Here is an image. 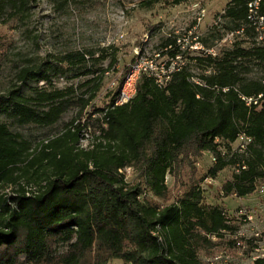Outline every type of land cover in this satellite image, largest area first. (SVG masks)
Wrapping results in <instances>:
<instances>
[{"label": "trees", "instance_id": "1", "mask_svg": "<svg viewBox=\"0 0 264 264\" xmlns=\"http://www.w3.org/2000/svg\"><path fill=\"white\" fill-rule=\"evenodd\" d=\"M36 1L0 0V22L26 25ZM141 1L151 8L159 0ZM253 2L264 15V0L228 2L222 17L229 33L254 40L247 20ZM176 42L164 40L157 53L167 57L165 71L170 60L181 58L168 81L160 85L142 73L135 97L119 107L113 104L129 67L104 108L91 104L100 87L97 77L80 86L86 88L81 94L72 86L53 88L54 77L96 74L88 65L94 60L92 51L18 68L15 83L0 95V189L19 176L42 184L30 194L22 189L8 198L0 196V264H107L113 259L122 264H202L197 253L211 248L207 237L230 230L222 209L204 206L197 187L161 209L146 195L165 198V177L176 178L189 154L209 153L216 159L208 178L227 167L235 169L221 187L224 197L244 198L264 184V104L247 107L241 100L264 94V49L254 40L249 48L236 44L222 55L194 56L196 67L209 70L198 76L197 84ZM10 47L8 41L0 44V70ZM252 67L263 75L249 77ZM88 107L92 110L79 122ZM70 110L76 115L62 134L34 151L11 130L51 127ZM89 128L98 143L89 151L76 150ZM241 134L252 143L247 152L229 157L230 145ZM130 167L141 178L134 186L125 181ZM60 246L66 250L58 253ZM254 264H264V258Z\"/></svg>", "mask_w": 264, "mask_h": 264}, {"label": "rangeland", "instance_id": "2", "mask_svg": "<svg viewBox=\"0 0 264 264\" xmlns=\"http://www.w3.org/2000/svg\"><path fill=\"white\" fill-rule=\"evenodd\" d=\"M175 1L159 0L151 8H146L141 0H37L32 4L31 17L26 25L0 22V44L11 43L0 70V95L15 83L18 68L45 59L53 60L55 56L66 53L89 50L94 52V60L88 65L97 73L75 79H69L72 73L54 77L53 88L63 90L72 86L76 94H81L86 88L80 86L86 80L97 77L100 87L91 104L95 108H104L110 101L111 86L114 91L118 88L124 68L130 67L134 59L145 65L151 61L153 67L167 62V57L158 56L157 53L168 38L177 39V45L185 52L182 61L190 65L197 82L198 76L208 74L209 70L203 72L196 67L191 60L194 56L210 53L222 55L236 44L243 48L253 45L252 38L229 33L225 28L226 21L222 16L230 0H188L179 4H175ZM101 55H104L103 59H100ZM262 75L256 67H252L249 73L251 78ZM22 90L28 93L27 88ZM91 110L88 107L79 122L84 123L88 116L86 114ZM75 115L76 110H70L58 123L47 128L26 126L11 130L27 140L31 151H34L42 143L60 136ZM96 135L89 128L83 133L84 139L79 140L76 150H92L98 143L95 141ZM235 146L236 143H232L230 148L234 149ZM224 147L220 144L219 149L223 151ZM232 154L231 150L229 157ZM186 158L176 178L170 175L165 177L168 188L166 197L159 199L147 194L146 198L161 209L177 202L192 187L199 188L202 204L222 209L230 230L221 232L219 237H207L212 246L209 245L210 249H199L198 259L202 264H254L253 258L264 256V194L254 192L244 198L233 195L224 197L221 187L232 179L235 169L227 167L211 178L213 182L205 181L213 165L210 154H189ZM124 175L129 186L141 182L139 174L132 167L127 168ZM18 178L14 184L2 185L0 196L8 198L22 189L30 194L42 184H34L21 176ZM248 218H251L250 221ZM255 234H259V237H255ZM65 250L64 246H60L56 252ZM107 264L122 262L113 259Z\"/></svg>", "mask_w": 264, "mask_h": 264}, {"label": "built area", "instance_id": "3", "mask_svg": "<svg viewBox=\"0 0 264 264\" xmlns=\"http://www.w3.org/2000/svg\"><path fill=\"white\" fill-rule=\"evenodd\" d=\"M247 20L249 21V24L251 26V28L254 30V34H255V42L257 45L261 46L264 49V15H259V10H252V4H248V13H247ZM210 53V52H209ZM207 55H211V56H215V54H207ZM181 62V58L180 57H176L175 60H170L169 62V67L167 69V71L164 70L165 68V63L160 66V70L161 72H158V67H153L151 66L152 62H147L148 64H142L140 62H138L137 60H135L131 66L129 67L128 70V80L126 83V89L124 91V94L126 93V91L128 90V81L131 77L132 71H137L138 69H145V74L147 75H153L155 77V79L157 81H159L162 85H164L168 79H169V75L171 72L174 71V66L177 65V63ZM195 83L198 84L197 81L193 80ZM263 85H264V81H263ZM110 92H114V87L113 85L110 88ZM124 94L123 95H118V100L122 101V99L124 98ZM110 96V94H109ZM242 101L245 103V105L247 107H257L259 108L262 104H264V94H259L255 97H244L242 96ZM236 143L235 148L231 149L233 151V153H238V154H243L245 152H247L248 147L250 146V144L252 143V139L250 137H247L243 134L239 135L237 137V139L233 142ZM216 162V159L214 157L211 156V163L214 164ZM242 169H244V167H242ZM236 172H238L236 170ZM211 180V182H213V179H206L205 181ZM255 192L258 195H263L264 194V184L258 185V187L256 188ZM235 197V196H234ZM242 213V211H240ZM249 221L251 218H248ZM264 234V231H263ZM255 237H259V234H255ZM260 258H264V256L262 257H255L253 258V260H257Z\"/></svg>", "mask_w": 264, "mask_h": 264}, {"label": "bare ground", "instance_id": "4", "mask_svg": "<svg viewBox=\"0 0 264 264\" xmlns=\"http://www.w3.org/2000/svg\"><path fill=\"white\" fill-rule=\"evenodd\" d=\"M250 4H252V10H259V4L257 2H253ZM259 15H262V14L259 13ZM142 73H145V70L138 69L137 71H132L131 77L128 81V90L124 94V91L126 89V83L128 80V73L126 74V76H125L123 82H121L122 84L118 90V95L124 94V98L122 99V101L117 102V100H118V95H117V98L115 99L114 104H113L114 107L126 105L135 97L137 82H138L139 77ZM157 82L161 85V83L159 81H157ZM115 91H116V89H115ZM241 100H242V97H241Z\"/></svg>", "mask_w": 264, "mask_h": 264}]
</instances>
